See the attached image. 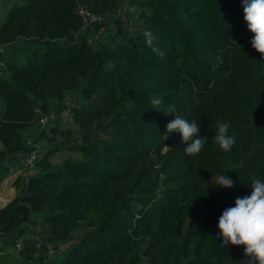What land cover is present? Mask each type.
<instances>
[{"label":"trees","instance_id":"16d2710c","mask_svg":"<svg viewBox=\"0 0 264 264\" xmlns=\"http://www.w3.org/2000/svg\"><path fill=\"white\" fill-rule=\"evenodd\" d=\"M121 1L19 0L0 25V46L29 45L25 64L7 62L10 77L0 76V183L11 157L52 136L0 208V244L30 234L50 248L67 245L61 260L24 256L31 245L11 264H239L243 247L220 246L218 219L251 194L253 178L264 180V60L244 42L252 33L241 0L135 1L141 25L123 31L129 41L95 51L103 39L88 37L95 32L82 29L75 6L109 19ZM220 63L230 76L216 84ZM69 92L82 99L71 123L41 128L38 115L61 110ZM175 116L200 125L208 142L199 155H185L180 134L166 133ZM218 122L235 136L229 152L215 141ZM62 149L81 159L51 164ZM221 174L234 186H217Z\"/></svg>","mask_w":264,"mask_h":264},{"label":"clouds","instance_id":"9594fccd","mask_svg":"<svg viewBox=\"0 0 264 264\" xmlns=\"http://www.w3.org/2000/svg\"><path fill=\"white\" fill-rule=\"evenodd\" d=\"M241 6L247 30L252 33L251 46L264 60V0H241ZM145 35L150 43L153 39L150 33ZM152 103L158 106L161 101L154 98ZM229 127L226 122L217 123L215 141L223 152H229L236 142L235 136L228 134ZM200 131V125L195 120L189 122L179 116L166 125V133L180 134L181 143L186 145L184 153L187 156L199 155L208 142L207 137L199 135ZM167 138L165 135V140ZM216 185L231 188L234 182L221 174L216 177ZM249 187L250 195L237 197L233 207L223 210L216 226L218 238L221 247H243L245 259L239 264H264V180L253 178Z\"/></svg>","mask_w":264,"mask_h":264},{"label":"rangeland","instance_id":"374dc122","mask_svg":"<svg viewBox=\"0 0 264 264\" xmlns=\"http://www.w3.org/2000/svg\"><path fill=\"white\" fill-rule=\"evenodd\" d=\"M131 1L135 2V0H122L120 2V5H119L120 7L118 10V12H120V14L118 17H116V18L110 17L109 19L102 17V22L106 24L105 29L100 30L101 26H99L98 24L91 27V28H93L95 34H92L94 36H92L90 34L88 37L89 38L103 39L102 43L95 44L92 42L93 43L92 46H93V49L95 51L100 49L102 47V45H104V44H109L111 48H115L117 44L127 43L130 39V38H128V37H130V35H128V37L124 38L123 37V33H124L123 31L124 30L127 32L135 31L136 30V23L138 25H141V18H140L141 10L139 11V8L137 9L135 4L132 3L131 5L127 6L126 11L122 7L123 2H126L128 4ZM17 2H19V0H0V24H2L4 22V20L6 19L7 12L10 9V6L16 4ZM124 17H126L127 22L129 21L130 24H129V22H128V25H127V23H125ZM113 33L115 36L112 38H114V39H110V37H108V36H109V34H113ZM106 38H107V40L104 41V39H106ZM251 39H252L251 37L247 38L244 40V42L251 45V43H250ZM90 41H92V39H90ZM27 59H28V55H26V54L25 55H18L17 60H15V63L18 62V65L20 66V65L25 64ZM222 64L223 63L218 64L213 70V75L215 77L216 84H219L224 80H227L228 77L230 76V75H227V73L226 74L224 73L225 74L224 75L221 72L223 67L229 69L230 65H222ZM0 76H4V77L9 78L10 72L0 69ZM186 96H189L188 101H192L194 104H198L201 102L200 97L196 96L194 91H188L186 93ZM67 100L68 101L69 100L77 101L79 105L76 104V106L82 105V99L80 97L79 92H69L65 98V101H67ZM2 109H3V105L0 101V112L2 111ZM70 115L71 114H69L68 117H70ZM63 120L65 121L66 119H63ZM71 121H72V118H71ZM28 136H29V138L35 139V137L37 135H34V133H30ZM46 136L47 135H43L42 139H40L38 142H35L36 143L35 144L36 149L38 150V148H39V150H38L39 157L37 158V160L34 164L35 167H37V164L40 161V159H42L48 153L49 150L47 147L51 146L49 140L52 136L49 135V136H47L48 138H46ZM69 136L70 137L68 139H70V141H71L70 143L77 141L76 135L71 134ZM55 140L59 141V139H57V138ZM28 141L30 142L31 139H28ZM67 145H68V143H67ZM66 158H71L74 160H80L81 159V157L78 153L69 152L66 149H64V150L62 149V150H57L54 154H51L48 161L51 164H60ZM35 170H36V168H35ZM12 181H13V179H12ZM16 194H15V196H16ZM38 225H39L38 216H33L32 221L28 224V227H30L29 229L35 230L38 228ZM39 233L40 232L37 231V234H39ZM11 243L4 244L5 250L2 251V253H5L6 250L7 251L11 250V252L13 254L8 255V256H4V257L0 256V263L1 264H11V262L13 263V262L21 259V256H20L21 252L19 251V252H17V254H14L12 247H10ZM36 243L38 244V247L32 245L31 247H29V249H26L27 252L24 254V256L30 257V258H32V260H34V259L39 260V258H42L43 262H46V263H52L53 260L54 261L61 260L62 255L64 254V252L67 248L66 244H60V245L56 246V248H53L52 246H51V248H48V247H46V246H48L46 244L45 245L42 244L40 246L38 241H36ZM44 249H46V252H44ZM26 250H24V251H26Z\"/></svg>","mask_w":264,"mask_h":264},{"label":"built area","instance_id":"2783aa9c","mask_svg":"<svg viewBox=\"0 0 264 264\" xmlns=\"http://www.w3.org/2000/svg\"><path fill=\"white\" fill-rule=\"evenodd\" d=\"M138 1V0H135ZM134 2H129L128 4L126 2L122 3V7L124 10H127V6L131 5ZM74 13L80 17L82 21V29L91 28L92 26H95L98 24L101 26V29H105L106 24L102 22V17H97L93 15L85 6L81 5L80 3H77L74 9ZM115 14V13H114ZM117 17L119 16L120 12L117 11ZM111 15V14H110ZM125 18V23H127V19ZM130 24V22H129ZM76 108V103L70 102L63 105V108L57 112H52L48 115H38L39 119L38 122L41 126V128H44V126L51 125L53 123L55 124H65V123H71L72 113L73 110ZM70 117H68V115ZM63 119H66L65 121ZM28 145H32L31 142H27ZM17 159V171H14V168H10L8 170L7 178L15 179L19 176L22 177V181H27L29 176L32 175L33 166L38 158V150L34 149L28 154H17L15 155Z\"/></svg>","mask_w":264,"mask_h":264},{"label":"crops","instance_id":"0c3cea01","mask_svg":"<svg viewBox=\"0 0 264 264\" xmlns=\"http://www.w3.org/2000/svg\"><path fill=\"white\" fill-rule=\"evenodd\" d=\"M28 47L29 45L23 43L21 40H17L13 43L0 46V69L4 70L6 68L7 62H15V60H17L18 55H25L27 51H29ZM70 102L71 101L69 100V101H66L64 104L70 103ZM10 168H14V171H17L18 168H17L16 156L11 157L9 161L6 163V174H4L6 176L4 177L2 176V179H1L2 181L0 183V208L5 207L8 203H10L15 198L16 190L13 186L14 181H12V179L10 178H7L8 170ZM36 241H38L40 246L44 244L43 242H41V240H38L37 238L32 237L30 234H26L19 240L12 241L10 247H12L14 254H17V252L24 250L28 246L34 245L38 247V244L36 243ZM4 250H5L4 243H1L0 244V252H1L0 256L1 257L13 254L11 250H8V251L6 250L5 253H2V251ZM44 252H46V249H44Z\"/></svg>","mask_w":264,"mask_h":264}]
</instances>
